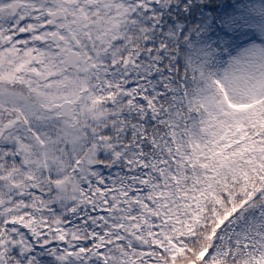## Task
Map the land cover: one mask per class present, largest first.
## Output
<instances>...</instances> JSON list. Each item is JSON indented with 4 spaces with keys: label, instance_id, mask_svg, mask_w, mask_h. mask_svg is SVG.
<instances>
[{
    "label": "snow or ice",
    "instance_id": "6c2138e0",
    "mask_svg": "<svg viewBox=\"0 0 264 264\" xmlns=\"http://www.w3.org/2000/svg\"><path fill=\"white\" fill-rule=\"evenodd\" d=\"M0 264H264V0H0Z\"/></svg>",
    "mask_w": 264,
    "mask_h": 264
}]
</instances>
